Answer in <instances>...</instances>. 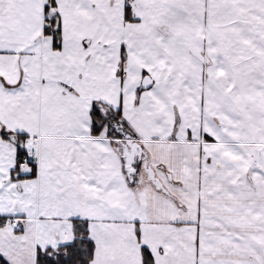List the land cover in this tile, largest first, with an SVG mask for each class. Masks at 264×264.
Instances as JSON below:
<instances>
[{"label":"snow or ice","instance_id":"6c2138e0","mask_svg":"<svg viewBox=\"0 0 264 264\" xmlns=\"http://www.w3.org/2000/svg\"><path fill=\"white\" fill-rule=\"evenodd\" d=\"M0 264H264V0H0Z\"/></svg>","mask_w":264,"mask_h":264}]
</instances>
